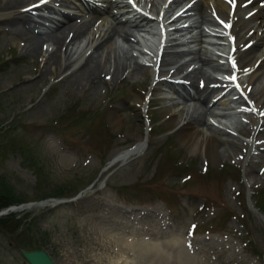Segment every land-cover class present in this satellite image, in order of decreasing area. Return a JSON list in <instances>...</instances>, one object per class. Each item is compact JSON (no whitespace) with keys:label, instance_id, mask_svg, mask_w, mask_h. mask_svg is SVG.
<instances>
[{"label":"rangeland","instance_id":"1","mask_svg":"<svg viewBox=\"0 0 264 264\" xmlns=\"http://www.w3.org/2000/svg\"><path fill=\"white\" fill-rule=\"evenodd\" d=\"M5 1L0 0V3ZM68 2L72 4L69 7L72 11L76 7L80 9L76 4L81 3L80 0ZM0 25V60H6L5 65L0 66V123L4 124L0 130V189L8 184L10 193L23 202H38L60 190L66 197L73 198L62 203H35L12 217H3L0 225H5L7 231L0 232V264H28L20 255L19 248L34 247L47 249L56 264H116L114 253L107 251L101 229L106 225L110 227V223L121 225L123 222H128L126 229L148 224L162 234L172 232V238L180 232L185 235L187 240L183 236L180 242L184 239L183 246L193 255H188L184 247L182 253L177 249L176 263L258 264L252 257L243 258L239 245L229 240L232 237L221 235L225 226L233 229L232 221L222 222L214 232L194 233L187 227L191 222L207 221L203 229L210 228L217 214L222 212V204L227 208L237 207L244 191L247 197L245 189L259 181H253L252 178L258 179L254 176L256 169L248 168L246 158L236 163L244 182L242 189L235 190L239 187L238 182L220 173L208 176L194 172L190 167H173L165 154L175 152L179 158L196 155L195 166L199 169L203 167V161L217 168L234 162L231 161L234 158L227 154V157L214 161L208 154L203 156L201 149L181 142L177 134L179 127L176 131H167L175 122L166 121L170 117V100L160 99V94L153 93L150 105L154 109V117L160 119L165 128L162 131L154 129L161 132L148 139L141 154L125 161L110 162L115 152L132 144L144 133V118L134 100V95L139 92L131 85V81L140 79L141 72L107 83L98 79V82L84 86L85 89L79 86L78 81L77 84L70 79L44 88L58 76L53 72L54 65L50 61L43 64L37 59L40 50L36 53L30 50L27 43L31 36L25 31L12 28L3 20H0ZM41 40L37 41V46ZM119 54L122 62L127 55L123 50H119ZM76 77L74 80L78 79ZM71 103H76L77 107ZM78 105L100 108L99 113L94 114L96 128L93 122L85 120L64 121V117H74L81 110ZM114 106L119 110V120L112 124L109 115ZM227 118L230 120L228 125L236 134L242 135L240 128L248 129L240 115L233 114ZM102 121L108 122L118 134L108 138ZM204 124L208 125L207 122ZM204 124L196 125L206 130L205 133L222 139L225 148L236 143L234 140L223 141L226 132ZM53 134L59 136L58 140ZM168 140L172 143L170 148L166 147ZM218 152L226 151L220 146ZM249 160L255 162L253 158ZM262 160L263 153L254 166ZM155 168L159 173L156 178L153 177ZM162 175L165 177L161 178ZM153 189L161 197L152 198ZM164 192L173 198L170 205L177 207L176 212L165 202ZM250 218L253 240L258 244L264 243V236H260L264 229L254 225L260 219L258 214L253 213ZM140 262L151 264L149 259ZM166 262L164 260L162 264H168Z\"/></svg>","mask_w":264,"mask_h":264},{"label":"bare ground","instance_id":"2","mask_svg":"<svg viewBox=\"0 0 264 264\" xmlns=\"http://www.w3.org/2000/svg\"><path fill=\"white\" fill-rule=\"evenodd\" d=\"M71 1L75 2V0ZM80 1L81 3L76 4L80 8V11L83 12L82 4L84 0ZM86 1L89 2L90 0ZM92 1L97 2V6L99 9V12L97 13L101 14L100 19H102L101 26L98 30H93L91 32V35L87 37L83 44L80 45H74L73 41L69 42V40L74 36H80L82 29L81 26L84 25V23L80 24L72 30V33H69V30L74 27L78 19L76 18L77 13L75 11L59 12V15L61 17L60 19H56L55 23L52 17L41 14L43 20H47L54 23L53 28L55 29L51 32V35L48 37L51 41L52 47L49 51L46 50V55L44 56V59L46 58L51 60L50 62L52 65H54L55 72L62 73L64 70L72 67L75 62H80L74 69V72L76 73V75H74L80 78L81 80L94 81L98 79V76H103L100 67H105V69H107L105 72H110L114 76L124 73L126 71L125 64H121L117 61H115V63L111 65L108 64L107 67L104 66L107 62V57L104 52L108 53L111 49H113V46H111V42H109V38L115 32H119L121 38L128 39L132 35V28L144 29L145 27H147V25L151 23H156V27H158L160 31V41L164 43L163 50L160 53V55H162L160 61L169 60V62H171L174 55L178 54L177 52L171 53L168 49L164 50L166 46H169L167 45L168 43H176H172L171 39L168 38L169 31L166 29L167 18L170 14V11L172 10L170 6L172 4V1L174 0L169 1L164 6V0H162L161 3H156L158 0H145L144 4H150L147 5L146 11H139L134 9L129 0ZM215 1L216 0H198V2H196V14L194 15V17L198 16L199 19H192L189 24L190 27L186 26L179 28V30L182 31V33H180L179 38L183 36L186 37L185 40H181V44L186 45L185 54H191V60L193 62H199V64L189 71V73L192 74L185 78V80H187L186 83L180 84L166 80H156L153 83V92H162L161 87L162 85H165L167 88H169L171 94L178 93V90H176V88L174 89V85H179V88H181L185 93H187L188 96H196L199 104L202 103L204 105L205 103L211 101V98L213 97L214 99L213 101H211V103H213L214 107L217 104H225L229 102V100L225 97L228 91L230 90L229 88L234 86V84L230 82L229 88L226 89L224 92L220 93L221 88H217L219 80L215 77L210 76L208 73L203 72L201 70V64L210 62L212 68H219L223 70L225 69V63L223 61H218L216 58L212 59L211 56H213V52L211 50L208 51L207 48L208 46H213L214 43L212 41V38H222L221 36H214L216 35L215 32L217 29L215 28L216 24L212 13L217 16L215 12H220V14H222L220 18L224 21L228 19L230 22L233 23V27V25L239 19L240 8L236 3H225L221 0L217 3L215 8H210L209 4H212ZM33 2L34 0H6L4 3H0V9L7 8L4 12H0V18H2L10 25L16 26V28L18 27L19 29L25 32L29 31L30 27H34L38 22L36 19L33 18L32 15L35 14L36 11H38L41 7H25L26 5ZM69 3L70 2L67 3V7H70V5H72L71 3ZM47 5L50 8H53L52 5ZM17 6H23V8L15 10L14 8ZM227 9H233L234 11L229 12ZM203 23H207V28L213 30V32H210L207 29L203 28V26H201ZM252 24L253 23L251 21V17H247L240 23V26L249 25L247 27L248 29L253 26ZM257 25L264 26V21H261L260 23L258 21ZM160 28L162 31L160 30ZM185 33L188 34L186 35ZM39 35L40 33L36 34L32 38L30 50L33 52L37 50V41L40 40L37 37ZM263 37H259L257 42L255 40L254 42H251L250 40L244 42L247 37H243V41L240 44L237 43L234 49L229 50L230 46H228V49L226 50L225 56H232L233 62H235L233 68L235 72V79H231L230 81L237 83L238 88H240L241 84L243 83V79L237 82V77L242 74L241 72H248V74L245 73L246 79L243 85L250 83L252 79H257V82L259 83L262 82V78H264V47H261L257 44L260 40H262ZM65 38H68L69 40L64 45L63 54L65 56V63L62 65L60 63V60H58V51ZM45 40L46 39H42L40 41V44L42 41ZM107 47L108 49L105 51V48ZM89 49L91 51L88 54L84 55V53H86V51ZM237 54L238 61H235V56ZM259 57H262L260 61ZM217 58H221L224 60V58L220 54L217 55ZM255 63H257L256 66H254ZM198 79L200 82H203L205 86L202 85V87H199L198 85H196L195 81L198 82ZM243 89L242 91H245ZM256 89L257 88L255 87V91L253 90L254 102H257L263 96V93ZM218 93L220 94L217 95ZM138 99L140 102H144L146 100L142 95H139ZM194 105L193 107H195ZM207 110L208 106L205 108V111ZM196 111L197 110L195 109V112ZM180 114L181 113H179L178 115H172V117H170L168 121L176 120L177 118L179 120ZM118 116V108L115 107L110 114L112 122H116L119 119ZM193 117V120L186 121L179 126L177 134L180 141L183 142L186 146L193 148H201V150L205 154H208L210 158L217 160L216 158H218L219 155L217 147V138L213 134L205 133L203 130L199 129L196 126V122L205 123L203 121V118H201L199 114H196ZM258 118L261 120V127H264V117ZM258 132H260V130ZM231 142L233 143V141ZM143 146V140L142 138H139L137 143L132 148H130L126 152H120V156L121 158H125L129 154L139 152L143 149ZM108 227H103L101 229L102 232H104L105 229L107 230L105 234L101 235V237L103 236L102 239L106 242V247L108 249L109 247L111 248L110 252L114 253V256H112L114 257L113 261H116V264L122 261L125 264H141L140 261H144V259H149L150 262L151 259L156 258H162L163 260H167V251L161 252L159 240L156 237L150 235L153 234L154 231L148 229L146 226H132V228L121 230ZM171 233L169 235H171ZM165 240L167 241V239ZM180 240L176 236L173 238L168 237V241L170 242V245L175 248V251L178 249L179 253H182L184 250V248L182 250V243L184 242V240L182 243L180 242ZM175 256L177 258V255Z\"/></svg>","mask_w":264,"mask_h":264},{"label":"water","instance_id":"3","mask_svg":"<svg viewBox=\"0 0 264 264\" xmlns=\"http://www.w3.org/2000/svg\"><path fill=\"white\" fill-rule=\"evenodd\" d=\"M21 253L30 264H54L44 249L21 250Z\"/></svg>","mask_w":264,"mask_h":264},{"label":"snow or ice","instance_id":"4","mask_svg":"<svg viewBox=\"0 0 264 264\" xmlns=\"http://www.w3.org/2000/svg\"><path fill=\"white\" fill-rule=\"evenodd\" d=\"M44 2H46V0H41V3H44ZM38 5H34V7H37ZM223 23V22H222ZM226 27H230V25H226ZM233 79H235L234 77H233Z\"/></svg>","mask_w":264,"mask_h":264},{"label":"trees","instance_id":"5","mask_svg":"<svg viewBox=\"0 0 264 264\" xmlns=\"http://www.w3.org/2000/svg\"><path fill=\"white\" fill-rule=\"evenodd\" d=\"M4 203V202H3ZM0 205H2V203H0Z\"/></svg>","mask_w":264,"mask_h":264}]
</instances>
